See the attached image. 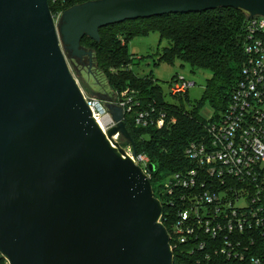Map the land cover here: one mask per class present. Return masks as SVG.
<instances>
[{
    "label": "water",
    "instance_id": "95a60500",
    "mask_svg": "<svg viewBox=\"0 0 264 264\" xmlns=\"http://www.w3.org/2000/svg\"><path fill=\"white\" fill-rule=\"evenodd\" d=\"M218 7L264 16V0H90L56 22L49 0H0V252L9 264H174L151 179L112 141L120 134L135 148L123 107L107 105L117 124L105 133L61 43L92 62L81 41H99L101 27Z\"/></svg>",
    "mask_w": 264,
    "mask_h": 264
},
{
    "label": "built area",
    "instance_id": "2783aa9c",
    "mask_svg": "<svg viewBox=\"0 0 264 264\" xmlns=\"http://www.w3.org/2000/svg\"><path fill=\"white\" fill-rule=\"evenodd\" d=\"M62 14L54 15L56 22ZM244 51L241 79L228 106L219 117L212 112L206 134L185 149L193 166L170 174L160 197L155 196L163 207L160 222L165 215L174 218L168 233L174 262L177 248L187 258L180 264H264V16L248 18ZM189 87L178 76L170 83L174 97ZM85 99L107 130L117 124L100 98ZM117 99L125 119L134 97L127 90ZM135 123L161 128L166 114L143 109ZM124 150L151 179L149 157L132 144Z\"/></svg>",
    "mask_w": 264,
    "mask_h": 264
},
{
    "label": "trees",
    "instance_id": "16d2710c",
    "mask_svg": "<svg viewBox=\"0 0 264 264\" xmlns=\"http://www.w3.org/2000/svg\"><path fill=\"white\" fill-rule=\"evenodd\" d=\"M87 1L90 0H49V5L52 13L57 15ZM248 18L246 11L233 7H218L200 13L174 12L101 27L99 41L87 35L82 38L81 44L94 51L98 68L106 75L110 87L118 96L129 90L134 97V107L125 114L124 120L136 151L145 153L155 166L151 182L159 179L161 172L170 175L193 166L186 157L185 149L189 143L206 134V125L210 120L201 115L202 107L209 105L214 117H219L241 79L246 58L244 39ZM150 32H157L161 41L169 42L168 46L162 48L156 64H173L179 59L188 63L193 72L200 69L212 72L201 100L192 109H187L184 104L166 102L163 87L157 79L152 74L139 76L131 67L134 57L129 50V42ZM187 95L188 92L175 98L183 101ZM148 108L150 111L154 109L156 114H166L163 127L136 125L137 112ZM147 133L151 135L150 140L144 137ZM165 217L164 224L171 231L174 218ZM180 251V248L174 251V264L187 260L180 255ZM0 264H9L1 252Z\"/></svg>",
    "mask_w": 264,
    "mask_h": 264
},
{
    "label": "rangeland",
    "instance_id": "374dc122",
    "mask_svg": "<svg viewBox=\"0 0 264 264\" xmlns=\"http://www.w3.org/2000/svg\"><path fill=\"white\" fill-rule=\"evenodd\" d=\"M61 44L70 69L83 93L87 96L100 98L103 104L106 105L115 103L119 97L118 93L110 87L106 75L98 68L95 53L93 52V59L90 62L89 56H84L83 58L74 57L69 50L65 49L63 43ZM168 45L169 42L167 40H160V35L157 32H150L148 35L133 38L129 42V50L134 57L131 67L139 76L152 74L163 87V97L166 102L177 105L184 104L187 109H192L193 105L201 100L205 92L207 80L212 76V72L204 69L193 72L188 63H184L179 59L175 60L173 64L169 62L156 64L162 48ZM83 47L86 48L85 46ZM175 75L190 83L188 95L183 101L171 94L170 83L173 82ZM211 109L209 105H205L202 107L200 113L202 116L209 115ZM112 141L116 146L113 139ZM126 141L123 136H120L117 142L122 148H127L131 143L126 144ZM156 171H158V168ZM168 177L169 175L161 172L159 179L152 182L154 193L157 196L160 197L162 187ZM239 204H243V201L239 202Z\"/></svg>",
    "mask_w": 264,
    "mask_h": 264
},
{
    "label": "bare ground",
    "instance_id": "6f19581e",
    "mask_svg": "<svg viewBox=\"0 0 264 264\" xmlns=\"http://www.w3.org/2000/svg\"><path fill=\"white\" fill-rule=\"evenodd\" d=\"M106 121H108V120H106ZM97 122H98V124L100 125V127L102 128V130L105 132V133H107V127H106V122L105 121H103V120H97ZM114 146V145H113Z\"/></svg>",
    "mask_w": 264,
    "mask_h": 264
},
{
    "label": "crops",
    "instance_id": "0c3cea01",
    "mask_svg": "<svg viewBox=\"0 0 264 264\" xmlns=\"http://www.w3.org/2000/svg\"><path fill=\"white\" fill-rule=\"evenodd\" d=\"M213 112V109H211V113ZM211 113L209 115H204V117H208L211 115Z\"/></svg>",
    "mask_w": 264,
    "mask_h": 264
}]
</instances>
